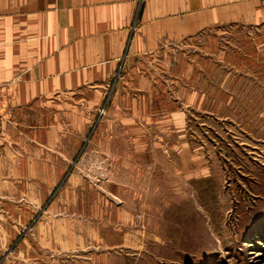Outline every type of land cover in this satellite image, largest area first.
<instances>
[{"label":"rangeland","instance_id":"374dc122","mask_svg":"<svg viewBox=\"0 0 264 264\" xmlns=\"http://www.w3.org/2000/svg\"><path fill=\"white\" fill-rule=\"evenodd\" d=\"M182 49L198 90L186 125L126 157L144 145L100 126L111 85L69 182L28 177L61 176L63 196L30 190L37 212L26 197L0 203V264H264V30L215 29Z\"/></svg>","mask_w":264,"mask_h":264},{"label":"crops","instance_id":"0c3cea01","mask_svg":"<svg viewBox=\"0 0 264 264\" xmlns=\"http://www.w3.org/2000/svg\"><path fill=\"white\" fill-rule=\"evenodd\" d=\"M229 27L264 30V0H0V203L26 197L37 212L45 199L30 190L61 188L63 196L70 187L61 176L28 177L67 174L69 182L88 113L113 84L100 126L143 143L125 156L144 158L145 143L186 125L185 111L197 104L182 47ZM168 90L173 106L162 105ZM18 207L21 223L27 212Z\"/></svg>","mask_w":264,"mask_h":264},{"label":"built area","instance_id":"2783aa9c","mask_svg":"<svg viewBox=\"0 0 264 264\" xmlns=\"http://www.w3.org/2000/svg\"><path fill=\"white\" fill-rule=\"evenodd\" d=\"M3 111H4V96H3V86L0 84V130L3 121Z\"/></svg>","mask_w":264,"mask_h":264}]
</instances>
